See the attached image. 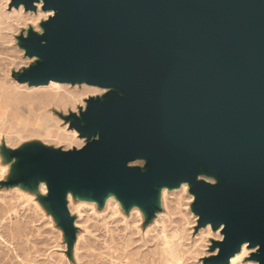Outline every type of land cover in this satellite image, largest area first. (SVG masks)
I'll return each instance as SVG.
<instances>
[{"label": "water", "instance_id": "95a60500", "mask_svg": "<svg viewBox=\"0 0 264 264\" xmlns=\"http://www.w3.org/2000/svg\"><path fill=\"white\" fill-rule=\"evenodd\" d=\"M46 1L60 11L45 32L46 63L133 94L90 105L78 130L101 127L104 138L53 159L58 171L177 183L194 181L204 156L227 180L195 182L206 216L227 223L232 255L247 237L264 249V0ZM142 149L147 175L126 166Z\"/></svg>", "mask_w": 264, "mask_h": 264}, {"label": "rangeland", "instance_id": "374dc122", "mask_svg": "<svg viewBox=\"0 0 264 264\" xmlns=\"http://www.w3.org/2000/svg\"><path fill=\"white\" fill-rule=\"evenodd\" d=\"M22 6L16 7L13 0H0V264L228 262L233 251L227 244V223L220 219L213 226L206 225L210 219L205 214L207 202L204 198L195 201L192 189L169 188L164 193L161 190L160 210L148 222L138 206L126 211L116 196L109 200L112 195L109 193L115 192L128 202L136 201L152 214L153 184H161V180L150 182L143 178L134 184H105L76 177L72 169L58 171L53 159H62L67 153L104 138L103 133H85L81 138L64 117L70 113L79 116L87 101L90 105L108 101L114 92L107 89L108 92L102 93L103 90L97 91L102 87L87 83H67H79L87 71L62 75L48 65L42 49L45 36L32 31L44 15L29 14L38 10L36 5L32 6L33 11ZM41 24L44 32L52 28L46 19ZM29 29L33 33L31 37L22 38L31 56L40 57L36 61L33 59L36 57L26 56L19 46V37L22 34L28 37ZM48 82L47 86H35ZM103 95L104 100L100 98ZM76 115L73 123L80 129L85 124ZM17 154L13 178L16 161L13 157ZM130 166L146 175L150 172L148 163L142 160ZM199 179L218 185L212 177L202 175ZM20 181L35 189L14 186ZM199 189L200 186L194 187L196 191ZM84 197L88 200H82ZM91 198L95 201H89ZM195 209L205 216L200 219ZM251 247L252 253L238 264H264V249L256 247V243Z\"/></svg>", "mask_w": 264, "mask_h": 264}, {"label": "bare ground", "instance_id": "6f19581e", "mask_svg": "<svg viewBox=\"0 0 264 264\" xmlns=\"http://www.w3.org/2000/svg\"><path fill=\"white\" fill-rule=\"evenodd\" d=\"M2 3V2H1ZM13 3H14V5L16 6V7H20V6H24L25 7V10L27 11H30V10H32V8L30 7V8H28L29 7V5L28 4H26V2H21V3H16V0H13ZM33 4L34 5H36L37 7H38V10L37 11H33V12H30L29 14H31V13H33V14H35V15H40V14H43L44 16V19H46L47 21H52V19H56V17H57V15L59 14V10L58 9H55V8H48V9H44V7H46V6H48V4H47V1L46 0H34V2H33ZM22 6V7H23ZM16 11V10H15ZM25 12V11H24ZM2 13V12H1ZM40 17V16H39ZM11 18V17H10ZM28 18V17H27ZM31 18V17H30ZM44 19H39L38 20V24L40 25L41 24V21L42 20H44ZM19 21V20H18ZM25 21V20H24ZM37 21V20H36ZM14 22V21H13ZM18 24V23H17ZM38 24H36V26L34 27V30L32 29V31H33V33H36L38 36H45V30H44V27H43V25L41 24V27L39 26L38 27ZM20 26V25H19ZM52 26L55 28V30H57L56 29V26H55V24H54V22H52ZM16 27V26H15ZM1 33V32H0ZM3 33V32H2ZM32 32H31V29H29L28 30V37H25L24 36V34H22L20 37H19V46H20V48L21 49H23L24 51H26V56H28V57H36V58H33L35 61L36 60H38V59H40V57L39 56H31V52H30V50L27 48V47H25L24 46V42H23V38L22 37H24V38H26V39H28V38H30L31 37V35L33 34ZM4 34V33H3ZM26 35V34H25ZM46 43H48V41L45 39L44 41H43V44L45 45ZM2 44V43H1ZM3 46V45H2ZM2 50H3V48H2ZM3 52H5V51H3ZM6 58V57H5ZM1 59V58H0ZM8 59V58H7ZM13 60V59H12ZM41 60H43L44 61V59L43 58H41ZM8 61V60H7ZM9 62V61H8ZM11 63V62H10ZM3 64H4V62H3ZM9 64V63H8ZM7 64V65H8ZM12 65V64H11ZM34 65V64H33ZM10 66V65H9ZM9 68V67H8ZM5 70V69H4ZM2 71V70H1ZM12 73H13V71H12ZM17 73V72H16ZM16 73L14 74L15 75V78H16ZM4 75V74H3ZM6 77H7V75H5ZM10 77V76H9ZM7 80V79H6ZM13 81V80H12ZM51 81H53V80H51ZM51 81H49V82H51ZM7 82V81H6ZM9 82V81H8ZM17 82V81H16ZM19 82V81H18ZM49 82L48 83H46V84H44V85H35V86H47L48 84H49ZM53 82H56V83H60V82H58V81H53ZM5 83V82H4ZM20 83V82H19ZM67 83H69V84H72V85H80L81 83H87V84H89V85H92V86H100V87H102V88H106V89H102V88H100L99 90H97V91H100V90H103V92L102 93H104V92H108V91H106L107 89H110V91L112 90V91H116V92H118L119 93V95H120V97L121 98H123V99H125V100H130L131 99V97L133 96V94H128V93H126L125 92V90L123 89V88H121V87H119V86H117V85H111V86H109V85H105V84H103L102 82H100V81H97V82H89L85 77L82 79V80H80V82L79 83H70V82H67ZM17 84V83H16ZM60 84H63V83H60ZM12 85V84H11ZM55 85V84H54ZM7 86H9V85H7ZM20 86V85H19ZM11 87V86H10ZM21 87V86H20ZM9 88V87H8ZM12 89V88H11ZM26 89V88H25ZM29 89V88H28ZM47 89H49L48 87H47ZM21 90V89H20ZM63 90H64V88H63ZM22 91V90H21ZM24 92H26V91H24ZM37 92V91H36ZM39 92H41V91H39ZM22 93V92H21ZM32 93V92H31ZM40 94V93H39ZM54 94V93H53ZM62 94V93H61ZM77 94V93H76ZM32 95V94H31ZM35 95V94H34ZM43 95V94H42ZM68 95V94H67ZM100 95V94H99ZM30 96V95H29ZM27 97V96H26ZM102 100H104L103 98H104V95L102 96V97H100ZM56 99V98H55ZM70 99V98H69ZM68 99V100H69ZM90 99V98H89ZM88 99V100H89ZM70 101V100H69ZM0 102H2V101H0ZM77 102V101H76ZM80 102H81V100H80ZM87 107H86V109L84 110V111H82L81 110V112H80V114H79V116H77L75 113H70L68 116H65L64 118H66V120L67 121H69L70 122V127L71 128H74L80 135H81V138H84L83 137V133H81L80 132V130H78V128L74 125V116L73 115H76L77 117H80V118H82L83 119V124H87L88 122H87V120H85L84 118H83V114H88L89 113V111H90V104L88 103V101H87ZM58 105V104H57ZM47 106V105H46ZM85 106V105H84ZM51 107V106H50ZM49 107V108H50ZM57 107H59V106H57ZM71 107V106H70ZM73 108V107H72ZM43 109V108H42ZM60 109H61V107H60ZM59 109V110H60ZM36 111V110H35ZM38 111V110H37ZM23 113H26V112H23ZM68 114V113H67ZM27 115V114H26ZM30 118H31V116H30ZM29 118V119H30ZM47 119V118H46ZM3 121V120H2ZM4 122H5V120H4ZM9 122V121H8ZM54 123V122H53ZM7 124V123H6ZM52 124V123H51ZM2 126V125H1ZM5 126V125H4ZM52 127H54V126H52ZM46 128V127H45ZM51 128V127H50ZM13 129H15V128H13ZM2 130V129H1ZM45 130V129H44ZM101 131V127H99L98 128V130H97V133H99ZM20 133V132H19ZM17 136V135H16ZM9 140V139H8ZM30 145V144H29ZM24 147V146H23ZM84 147V146H83ZM22 148V147H21ZM48 148V147H47ZM51 148V147H50ZM20 149V148H19ZM82 149V148H81ZM78 150H80V149H78ZM145 152V149H142V151H141V153L140 154H136L132 159H128L127 161H126V166H128V167H131L130 166V164L131 163H133L134 161H136V160H142V161H144L145 162V164L146 163H148V162H150V156L149 155H145V156H143V153ZM14 159H16V161H15V163H14V165H13V178H15V176H16V174H15V169H14V167H15V164L17 163V161H18V158H19V155L17 154V155H15V157H13ZM196 164H197V168H196V170H195V172H194V181H192L190 178H189V176L185 173V174H183L180 178H179V180H178V182L177 183H173V182H171V181H165L163 184H161V185H155V188H154V203H155V209H154V212H152V214H150L149 213V211L144 207V206H142L141 204H139L138 202H128V201H126V200H124L122 197H120L119 195H117L115 192H110L109 193V195H111V197H110V199L109 200H112V199H114L115 198V196H116V198L117 199H119V200H121V202L123 203V206H124V208H125V210L126 211H129L130 209H132L133 207H135V206H138L143 212H144V214H145V216H146V219L148 220V222H150L151 220H152V218L155 216V214H156V212L157 211H159L160 210V192H161V190H162V193H164V192H166V191H168V189L170 188L171 190L172 189H176V188H181L180 190H184L185 188H190V189H192V194L194 195L193 197H195L196 198V200L195 201H197L198 200V193L194 190V187H195V182H201V180L199 179V177H202V175H204V176H207V177H212V178H214L215 180H217V183L216 184H219V183H225L227 180H226V178H223L221 175H220V173H219V169H220V165H218V166H213L212 168H209V166H208V164H207V162H206V160H205V157L204 156H201L200 158H198L197 160H196ZM150 168V167H149ZM143 169V168H142ZM226 176H228L229 177V174L226 172ZM203 181H206V180H203ZM207 182H209V181H207ZM45 184H46V182H44ZM17 185H20V186H22V187H24L25 189H28V190H30V191H33L35 188H32L31 186H29L28 184H27V182H25V181H20V182H18V183H16L14 186H17ZM21 188V187H20ZM44 188V187H43ZM19 189V188H18ZM45 191V190H44ZM171 192V191H170ZM169 192V193H170ZM29 193V192H28ZM33 193V192H32ZM34 195V194H33ZM173 195V194H172ZM179 195V194H178ZM177 195V196H178ZM70 197V196H69ZM84 199H86L85 197L82 199V200H84ZM86 200H88V199H86ZM89 201H95L93 198H91ZM97 202V201H96ZM119 202V201H118ZM93 204H95V203H93ZM44 205L47 207V205L44 203ZM73 211V210H72ZM195 211V213H196V215H199V217H200V219H202L203 218V215H201L200 214V212L199 211H197L196 209L194 210ZM77 213V212H76ZM169 216V215H168ZM161 220V219H160ZM162 221H163V219H162ZM224 223V222H223ZM221 224V228H223V225L224 224ZM158 224V223H157ZM207 224H211V226H213V221L212 220H209L207 223H206V225ZM206 227V226H205ZM161 228V227H160ZM165 228V227H164ZM212 229V228H211ZM62 231H63V233H64V230L62 229ZM178 233V232H177ZM170 234V233H169ZM178 236V235H177ZM185 239V238H184ZM183 239V240H184ZM222 239V236H221V238H220V240ZM182 241V240H181ZM178 242V241H177ZM176 243V242H175ZM261 244H260V242L259 241H257V243H256V247H259ZM192 246V245H191ZM193 247V246H192ZM249 247H251V238H249V237H247L245 240H242L240 243H239V249H238V251L235 253V254H233L230 258H229V260H228V262H226V263H223V264H228L229 263V261H230V264H238V261L239 260H241V259H243L245 256H247V255H249V254H251L252 253V251H250V249H249ZM241 248H242V251L240 252V250H241ZM252 248V247H251ZM191 249V248H190ZM252 249H255V248H252ZM257 249V248H256ZM238 252H240V253H238ZM190 255V254H189ZM236 255V256H235ZM162 257V256H161ZM183 257V256H182ZM163 258V257H162ZM231 259V260H230ZM161 260V259H160ZM185 260V259H184ZM164 261V260H163ZM187 261V260H186ZM170 262V261H169ZM182 262V261H181ZM255 264H257V262L255 263Z\"/></svg>", "mask_w": 264, "mask_h": 264}]
</instances>
